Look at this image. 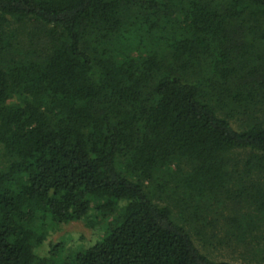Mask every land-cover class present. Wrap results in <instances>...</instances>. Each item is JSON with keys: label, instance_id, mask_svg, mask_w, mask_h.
Returning a JSON list of instances; mask_svg holds the SVG:
<instances>
[{"label": "trees", "instance_id": "16d2710c", "mask_svg": "<svg viewBox=\"0 0 264 264\" xmlns=\"http://www.w3.org/2000/svg\"><path fill=\"white\" fill-rule=\"evenodd\" d=\"M263 226L264 0H0V264H231L192 235Z\"/></svg>", "mask_w": 264, "mask_h": 264}, {"label": "rangeland", "instance_id": "374dc122", "mask_svg": "<svg viewBox=\"0 0 264 264\" xmlns=\"http://www.w3.org/2000/svg\"><path fill=\"white\" fill-rule=\"evenodd\" d=\"M243 154L240 155L244 156ZM174 169L175 168L172 167V170ZM172 194L173 192L171 193V190H167L166 193H161L160 195L155 189L153 199L160 206L169 205L176 213L174 209L175 195ZM222 223L223 221L220 220L218 223L219 227ZM205 231L207 234L205 239H203V237L200 239L192 235V240L198 250L211 260L228 262L231 264H264V226L252 243V251L242 247V245L233 244V242H229L227 245V241L224 239L225 236H223L222 232L219 230H217L214 236L211 235L212 231L210 227L206 228ZM98 239L99 235H97V232L88 229L83 222H74L61 226L60 231L48 235L40 253L44 255L49 247L60 243L64 245L66 251L86 248L94 244ZM222 239L224 240L222 241Z\"/></svg>", "mask_w": 264, "mask_h": 264}]
</instances>
